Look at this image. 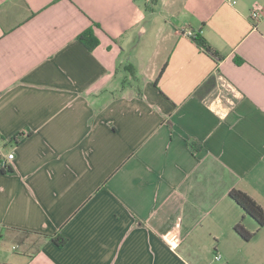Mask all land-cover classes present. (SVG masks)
I'll list each match as a JSON object with an SVG mask.
<instances>
[{
	"label": "crops",
	"instance_id": "obj_1",
	"mask_svg": "<svg viewBox=\"0 0 264 264\" xmlns=\"http://www.w3.org/2000/svg\"><path fill=\"white\" fill-rule=\"evenodd\" d=\"M254 4L0 0V264H264V228L229 197L264 213Z\"/></svg>",
	"mask_w": 264,
	"mask_h": 264
},
{
	"label": "trees",
	"instance_id": "obj_2",
	"mask_svg": "<svg viewBox=\"0 0 264 264\" xmlns=\"http://www.w3.org/2000/svg\"><path fill=\"white\" fill-rule=\"evenodd\" d=\"M77 41L83 45L89 52L95 49L99 42L96 36L94 35L92 29H87L77 37ZM192 41L196 46L206 55L211 57L214 60H219L217 54L207 45L203 37L199 34L194 35ZM215 87V80L211 78L207 80L197 91L195 96L198 98L202 97V94L210 92ZM22 135L15 136L11 141L18 142L22 139ZM192 146V145H191ZM0 172L3 174H12V169L9 166L3 167L0 164ZM229 197L233 200L244 212L245 215L252 218L259 228H264V213L259 205H257L248 195L245 193L232 190L229 192ZM234 232L243 240L248 241L253 236V233L247 231L242 222L240 221L234 226ZM28 234V233H22ZM45 238V237H44ZM48 238V237H46ZM50 240L58 247L61 248L65 245L66 239L59 236L50 237Z\"/></svg>",
	"mask_w": 264,
	"mask_h": 264
},
{
	"label": "built area",
	"instance_id": "obj_3",
	"mask_svg": "<svg viewBox=\"0 0 264 264\" xmlns=\"http://www.w3.org/2000/svg\"><path fill=\"white\" fill-rule=\"evenodd\" d=\"M264 17V11L262 10V8L258 5V4H254L251 8V11H250V19L253 21V22H257L259 21L261 18ZM185 35L189 38H193L194 37V34L191 33V32H186ZM221 90L224 89L225 91H229L230 90V87L223 81H221ZM14 158V155L12 153L8 154L7 157L5 158L4 161H2V166L5 167L7 166V162H10L12 161ZM221 260V257L220 255H215L214 256V261H220Z\"/></svg>",
	"mask_w": 264,
	"mask_h": 264
},
{
	"label": "rangeland",
	"instance_id": "obj_4",
	"mask_svg": "<svg viewBox=\"0 0 264 264\" xmlns=\"http://www.w3.org/2000/svg\"><path fill=\"white\" fill-rule=\"evenodd\" d=\"M20 237H21L22 240L27 241V243H29V242H37V239L35 237H33V236H27V237L20 236Z\"/></svg>",
	"mask_w": 264,
	"mask_h": 264
}]
</instances>
